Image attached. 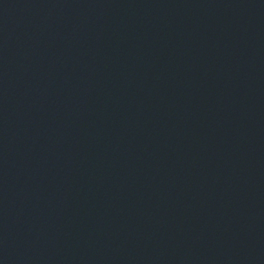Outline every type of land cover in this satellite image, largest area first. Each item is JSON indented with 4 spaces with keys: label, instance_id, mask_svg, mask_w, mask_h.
I'll return each mask as SVG.
<instances>
[{
    "label": "water",
    "instance_id": "water-1",
    "mask_svg": "<svg viewBox=\"0 0 264 264\" xmlns=\"http://www.w3.org/2000/svg\"><path fill=\"white\" fill-rule=\"evenodd\" d=\"M0 264H264V0H0Z\"/></svg>",
    "mask_w": 264,
    "mask_h": 264
}]
</instances>
